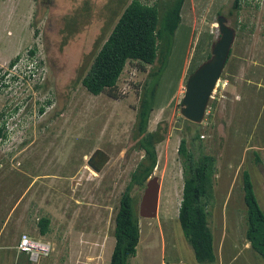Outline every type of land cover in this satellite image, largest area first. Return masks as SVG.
Segmentation results:
<instances>
[{
    "label": "rangeland",
    "instance_id": "obj_1",
    "mask_svg": "<svg viewBox=\"0 0 264 264\" xmlns=\"http://www.w3.org/2000/svg\"><path fill=\"white\" fill-rule=\"evenodd\" d=\"M118 2L0 0V122L7 131L0 139V264L109 263L119 198L143 155L131 135L151 66L127 62L116 97L89 93L78 77L116 20ZM231 2H183L148 121L149 131L159 124L164 129L151 175L159 183L157 213L139 217L130 264H264L244 237L241 189L246 168L264 211V0H243L239 13L228 15ZM218 15L235 33L199 126L202 150L216 162L214 200L208 206L216 260L200 263L177 220L183 180L177 147L192 128L179 104L189 70L206 60L219 35ZM63 17L71 20L66 28ZM187 142L198 153V142ZM96 149L109 156L98 172L87 164ZM144 187L133 194L141 197ZM42 216L50 219L44 235L36 224ZM22 234L47 243L49 254L28 262L17 249Z\"/></svg>",
    "mask_w": 264,
    "mask_h": 264
},
{
    "label": "trees",
    "instance_id": "obj_2",
    "mask_svg": "<svg viewBox=\"0 0 264 264\" xmlns=\"http://www.w3.org/2000/svg\"><path fill=\"white\" fill-rule=\"evenodd\" d=\"M118 1L120 12L116 13V20L112 23L106 37L99 41L100 45L91 61L82 66L78 79L91 94L107 92L116 97L115 86L127 62L136 61L142 69L144 65L151 66L141 85L135 125L131 135L135 141L134 148L142 151L143 155L130 172L129 180L119 198L114 218V245L108 263L130 264V259L136 254L139 241L140 195L133 194V189L145 186L157 164L156 144L163 140L164 129L159 124L156 129L149 131L148 121L155 107L157 87L169 61L175 31L181 21L180 12L184 0H155L151 4L141 0ZM242 2L243 0H232L228 15L238 14ZM70 22V19L63 17L62 28H66L67 23L70 24ZM28 52L30 56H33L35 50L30 49ZM209 56L208 50L205 59ZM17 58L18 56L10 60L9 66H12ZM195 68H191L189 73ZM213 104L211 102L209 107L212 108ZM16 108L14 107L13 110ZM3 115L2 113L0 116ZM186 122L192 128L188 129V136H181L177 147L183 179L177 220L195 260L200 263H215L214 236L208 220L211 214L208 206L214 200L215 157L202 150L199 129L201 124L187 119ZM6 136L7 131L2 121L0 122V139ZM188 138L191 142H198V153L195 154L189 149ZM252 153L254 161L260 162L257 151L253 150ZM241 189L245 205L244 237L250 248L264 261V211L258 203L250 172L246 168L241 171ZM36 224L40 234L44 235L49 230L50 219L42 216ZM19 255L25 256L26 260L31 262L24 251H20Z\"/></svg>",
    "mask_w": 264,
    "mask_h": 264
},
{
    "label": "water",
    "instance_id": "obj_3",
    "mask_svg": "<svg viewBox=\"0 0 264 264\" xmlns=\"http://www.w3.org/2000/svg\"><path fill=\"white\" fill-rule=\"evenodd\" d=\"M217 26L219 35L212 43L210 56L188 74L179 104L180 114L194 123H200L203 120L209 98L225 66L234 39L235 29L226 23L225 16H217ZM108 159L109 156L103 150L96 149L88 157L87 164L98 172ZM158 186L156 176L153 175L147 179L138 205L139 217L154 218L156 216Z\"/></svg>",
    "mask_w": 264,
    "mask_h": 264
},
{
    "label": "built area",
    "instance_id": "obj_4",
    "mask_svg": "<svg viewBox=\"0 0 264 264\" xmlns=\"http://www.w3.org/2000/svg\"><path fill=\"white\" fill-rule=\"evenodd\" d=\"M18 251H24L31 262H37L40 256L49 254L50 246L38 240H33L29 235L22 234L17 245Z\"/></svg>",
    "mask_w": 264,
    "mask_h": 264
},
{
    "label": "bare ground",
    "instance_id": "obj_5",
    "mask_svg": "<svg viewBox=\"0 0 264 264\" xmlns=\"http://www.w3.org/2000/svg\"><path fill=\"white\" fill-rule=\"evenodd\" d=\"M92 172V171H91ZM92 174V173H91Z\"/></svg>",
    "mask_w": 264,
    "mask_h": 264
}]
</instances>
